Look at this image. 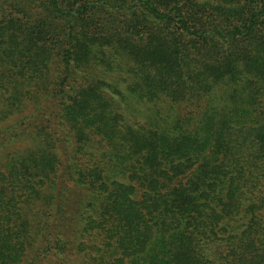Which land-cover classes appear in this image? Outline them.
<instances>
[{"label": "trees", "instance_id": "trees-1", "mask_svg": "<svg viewBox=\"0 0 264 264\" xmlns=\"http://www.w3.org/2000/svg\"><path fill=\"white\" fill-rule=\"evenodd\" d=\"M0 264H264V0H0Z\"/></svg>", "mask_w": 264, "mask_h": 264}]
</instances>
